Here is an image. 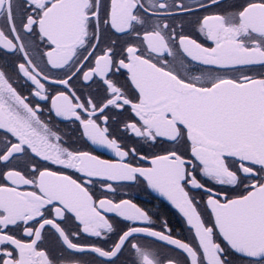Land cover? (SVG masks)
I'll return each mask as SVG.
<instances>
[{
	"label": "snow or ice",
	"instance_id": "snow-or-ice-1",
	"mask_svg": "<svg viewBox=\"0 0 264 264\" xmlns=\"http://www.w3.org/2000/svg\"><path fill=\"white\" fill-rule=\"evenodd\" d=\"M0 264H264V0H0Z\"/></svg>",
	"mask_w": 264,
	"mask_h": 264
},
{
	"label": "flooded vegetation",
	"instance_id": "flooded-vegetation-1",
	"mask_svg": "<svg viewBox=\"0 0 264 264\" xmlns=\"http://www.w3.org/2000/svg\"><path fill=\"white\" fill-rule=\"evenodd\" d=\"M142 198H144V197H142Z\"/></svg>",
	"mask_w": 264,
	"mask_h": 264
}]
</instances>
